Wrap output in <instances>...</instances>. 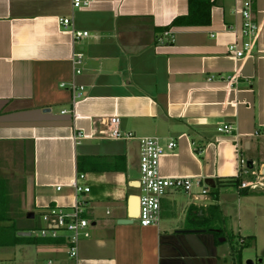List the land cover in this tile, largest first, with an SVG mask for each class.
Wrapping results in <instances>:
<instances>
[{
  "label": "crops",
  "instance_id": "crops-1",
  "mask_svg": "<svg viewBox=\"0 0 264 264\" xmlns=\"http://www.w3.org/2000/svg\"><path fill=\"white\" fill-rule=\"evenodd\" d=\"M211 1L209 26L164 30L188 0H88L80 9L72 0H0V264H44L66 249L29 231L35 215L44 227L46 208L72 206L77 173L90 189V237L60 264H237V254L240 264H263L264 186L241 190L236 180L264 168V0H254L253 49L238 60L227 46L243 41L241 0ZM64 17L88 36L73 42L57 23ZM73 53L82 54L79 74ZM112 116L120 140L106 137ZM223 125L233 135L217 133ZM145 137L176 143L161 176L201 179L209 192L171 191L155 226L121 225Z\"/></svg>",
  "mask_w": 264,
  "mask_h": 264
},
{
  "label": "built area",
  "instance_id": "built-area-1",
  "mask_svg": "<svg viewBox=\"0 0 264 264\" xmlns=\"http://www.w3.org/2000/svg\"><path fill=\"white\" fill-rule=\"evenodd\" d=\"M88 5V0H72L71 7L80 9ZM254 0H241L238 14L241 18V36L243 41L240 44L234 42L227 46V52L233 59L245 58L248 56L255 44L258 25L253 15ZM59 26L67 29L71 35L72 41L77 42L88 36L87 32H77L71 27L70 18H59L57 20ZM235 32L234 29H231ZM165 36H169V32H164ZM82 54L73 53L71 56L72 72L79 74L80 70L76 68L80 65ZM212 79L210 77L208 80ZM230 80V81H229ZM227 84L230 86L231 78H227ZM75 90V87H72ZM80 90H82L80 88ZM80 94L73 96V101ZM106 137L112 140L122 139L119 131V118L112 116L105 122ZM217 133L231 136L233 129L231 126L223 125L217 128ZM132 136L128 135V138ZM83 138L81 133H76L73 136L75 144H79ZM176 148L174 140L162 141L157 137H145L139 139V178L136 180L134 188L139 191L138 197V215L135 220L141 228L155 226L160 218L161 201L167 193L171 191H180L190 193L193 187L198 189L196 193L199 196L205 197L208 195L209 187L201 179L192 178H165L159 172V164L161 158L167 152H173ZM241 165L244 161H240ZM85 176L77 173L75 178L70 183L69 187L73 192L74 201L69 209L60 206L46 208L40 218L44 223V227L40 229V237L52 240L62 239L66 246V254L70 260H76L78 255V246L82 240L90 237L89 229L91 221L87 217V202L84 195L89 194L90 189L83 185ZM264 186V177L259 176L256 180L241 182L239 189H257ZM60 187L56 188L60 191ZM108 214V212H107ZM44 264H53L51 260Z\"/></svg>",
  "mask_w": 264,
  "mask_h": 264
},
{
  "label": "trees",
  "instance_id": "trees-1",
  "mask_svg": "<svg viewBox=\"0 0 264 264\" xmlns=\"http://www.w3.org/2000/svg\"><path fill=\"white\" fill-rule=\"evenodd\" d=\"M187 3V14L175 18L168 27L164 28V30H168L170 27H207L210 25L211 8L213 6L211 0H188ZM240 183V181L236 180L237 187ZM22 240L27 241L28 239L22 238ZM236 259L237 264H240V254H237Z\"/></svg>",
  "mask_w": 264,
  "mask_h": 264
},
{
  "label": "water",
  "instance_id": "water-1",
  "mask_svg": "<svg viewBox=\"0 0 264 264\" xmlns=\"http://www.w3.org/2000/svg\"><path fill=\"white\" fill-rule=\"evenodd\" d=\"M42 113L48 114V113H50V110L49 109H45V110H43ZM247 165L250 166V167L252 166L251 162H247ZM260 175L264 177V168L261 170ZM131 202H133V207H132ZM127 214H128L129 217H127L124 220H119L118 221V224L128 225V224L133 223L134 219L138 215V197L137 196H132L130 198L129 205H128V208H127ZM28 218L29 219H32L33 218V215L32 214H29L28 215ZM19 235L20 236H23V237L24 236H27L28 237L30 234H28V233H20ZM245 264H253V262L249 260V261H246ZM263 264H264V260H263Z\"/></svg>",
  "mask_w": 264,
  "mask_h": 264
},
{
  "label": "rangeland",
  "instance_id": "rangeland-1",
  "mask_svg": "<svg viewBox=\"0 0 264 264\" xmlns=\"http://www.w3.org/2000/svg\"><path fill=\"white\" fill-rule=\"evenodd\" d=\"M245 180H253L254 179V177H251L250 175H247V176H245V178H244ZM133 193H135L136 195H139V191L138 190H135V192H133ZM34 223H35V225H37L36 227H34L33 229V231H29V232H31V235H30V237L32 238V239H37V238H40V225H42V223H41V221H40V219L38 218V216L37 215H35V217H34ZM31 230V229H30ZM34 248V247H33ZM61 250V253L60 254H56V255H53V256H51L49 259H51L52 260V262H53V264H60V263H58V256L60 257V258H62L64 261H68V262H71V261H69L70 259L68 258V256L65 254V252H66V249H64L63 247H62V249H60ZM62 250H64V251H62ZM30 255H31V253H30ZM32 256V255H31ZM20 259H21V257H20V254H17V256H16V261H20ZM252 261L254 262V264H260V263H258V261H256V258L255 257H253V259H252Z\"/></svg>",
  "mask_w": 264,
  "mask_h": 264
},
{
  "label": "bare ground",
  "instance_id": "bare-ground-1",
  "mask_svg": "<svg viewBox=\"0 0 264 264\" xmlns=\"http://www.w3.org/2000/svg\"><path fill=\"white\" fill-rule=\"evenodd\" d=\"M132 204V207H133V202L131 203ZM137 205V204H136Z\"/></svg>",
  "mask_w": 264,
  "mask_h": 264
}]
</instances>
